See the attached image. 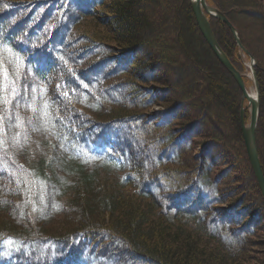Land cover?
<instances>
[{"label":"trees","instance_id":"1","mask_svg":"<svg viewBox=\"0 0 264 264\" xmlns=\"http://www.w3.org/2000/svg\"><path fill=\"white\" fill-rule=\"evenodd\" d=\"M216 1L257 59L264 175V0ZM192 12L189 0H0V264H264L250 213L237 210L262 203L242 95ZM211 20L240 72L230 30ZM158 67L160 78L143 74ZM211 150L231 157L221 173ZM234 159L254 194L231 204L220 186Z\"/></svg>","mask_w":264,"mask_h":264},{"label":"rangeland","instance_id":"2","mask_svg":"<svg viewBox=\"0 0 264 264\" xmlns=\"http://www.w3.org/2000/svg\"><path fill=\"white\" fill-rule=\"evenodd\" d=\"M207 6H209V8H214V9H217V7L219 6L218 2L216 0H205ZM146 7H148V4H144ZM219 8V7H218ZM145 9V8H144ZM223 10H228V8L226 7H223ZM193 16H194V13L192 12ZM195 17V16H194ZM226 20L228 22H230V19L229 17H226ZM212 20L211 21H215V22H219L221 26L223 27H227L224 23H222L220 20L216 19V18H211ZM85 23L87 24V21H85ZM231 23V22H230ZM84 24V23H83ZM85 24V26H86ZM197 24V23H196ZM79 33H82L84 30H89L90 31V28H85L84 25L80 24L79 25ZM198 30H199V33L201 34V31L199 29V27L197 26ZM235 29V28H234ZM236 31V30H235ZM77 32V31H76ZM237 33V31H236ZM232 34V33H231ZM201 36L203 37V35L201 34ZM238 36V34H237ZM232 38L234 40V43L236 45V55H238V60L241 64L240 66V73L241 75L243 76L244 78V82H245V85H246V88L251 91V92H255L256 91V87H255V84H254V81H253V75L252 73L256 74L255 73V68L256 66L258 65L257 64V59H255L253 57V55H250L248 53V51L245 49V47L242 45L241 43V39L239 38L238 36V40L237 41L234 37V35L232 34ZM241 45V47H243V49L247 52H245L240 46L239 44ZM144 53V51H143ZM110 57H113L115 58L116 60L119 59V57L116 58V54L114 53H111L109 55ZM251 57H252V60H251ZM138 57L136 56L135 57V60H137ZM125 60V59H124ZM122 63V62H121ZM116 64V61H112L111 63H107V66L105 67V72L107 71H110ZM132 66L130 67L131 69V72L132 73H135L137 70H135L134 67H136L135 65L131 64ZM188 72L190 73H193V71L191 69H188L187 70ZM196 72V71H195ZM194 72V73H195ZM95 75H99L98 72H95L93 73ZM145 76H149L151 75L152 77L156 78V76H158V78H160L163 74H165V70L163 68H160L158 67L154 72L152 73H143ZM89 77V76H88ZM176 78V76H174ZM148 83V82H147ZM143 85V84H142ZM145 85V84H144ZM143 87H146V88H149V87H154L152 83H148L146 84V86H143ZM257 88H258V93H259V85H258V80H257ZM117 93H120L121 95H124L126 92L125 91H119ZM128 93V92H127ZM126 93V94H127ZM125 94V95H126ZM162 93H159L157 92L156 95H161ZM124 95V96H125ZM242 99V98H241ZM259 104H260V100H259ZM242 105H244L243 107L246 109V112H245V125H248V122H249V109H247V104H246V101H243L242 100ZM160 108L158 106H153L152 108L148 109V118H151L153 116V118H155V115H156V112L157 110H159ZM186 110V109H185ZM183 110H179L178 113L182 112ZM201 128V127H200ZM132 131V128H129L128 129V132H131ZM135 144L132 143L130 144V147L132 148V151L135 152L136 151V148H135ZM28 149L30 150L31 148L28 147ZM197 148L195 147V149L190 153L191 156L193 157L194 155H196V150ZM199 151V150H198ZM198 153V152H197ZM233 154H235L234 152H232ZM259 153V152H258ZM21 155V154H20ZM26 154H22L19 159L21 162L25 163L28 162V164L31 162L32 158L30 157V155L28 156H25ZM236 155V154H235ZM206 158L207 159H211L213 160L215 163L217 162V165L215 166V171L218 173H221V171L223 170V166L224 165H220L218 162L219 161H225L226 160V157L228 156H225L223 155V153H220V152H216L215 150H211L209 152L206 153ZM28 157V158H27ZM30 157V158H29ZM231 157L229 156L227 159H230ZM233 160V159H232ZM232 161H230L231 163ZM244 162V161H243ZM242 162V160L240 161H237L236 159H234L233 163H234V166H232V169L234 171V173L232 175H230V177L228 179H226L225 177H223L222 179V184L220 186L221 188V194L223 195V197H225V201H227V203H233L237 200L240 199V197H242V195H244L245 193H252L254 194L251 186L249 185H245L244 182H243V179L242 177L245 178V175H241L240 173V169H241V166L240 164H244ZM259 162H260V165H261V161H260V155H259ZM229 163V162H228ZM232 163V164H233ZM219 164V165H218ZM262 168V166H261ZM231 177H233V181L232 179H230ZM246 179V178H245ZM256 181V180H255ZM259 191V189H258ZM257 191V192H258ZM234 193V194H233ZM259 193V197H261L262 199V196L260 194V191L258 192ZM256 195V193H255ZM228 196V197H227ZM251 197H249L247 199V201L244 202V205H238L237 206V210H239V212H241V214L243 212H247V213H250L249 215V218H246L244 221V223H246L247 221H253L251 222V224L253 225V227H255L256 231L255 232V237L252 236V238L250 237L251 239V243H255V244H259V243H262L264 242V202H263V199H262V203L261 205H259L260 209H258L257 206H255L254 204H251L253 206H251L252 208H249L248 205L249 203H253L252 201L253 200H250ZM249 202V203H248ZM230 204V205H231ZM262 206V207H261ZM224 208H227L226 206H222ZM223 209V208H221ZM259 211V212H258ZM255 213V214H254ZM257 213V215H256ZM237 223V222H236ZM253 246V244H251ZM248 249V246L246 247ZM253 249V251H252ZM248 250H251L252 253H251V257L252 258H261V253H260V250L261 248H249Z\"/></svg>","mask_w":264,"mask_h":264},{"label":"water","instance_id":"3","mask_svg":"<svg viewBox=\"0 0 264 264\" xmlns=\"http://www.w3.org/2000/svg\"><path fill=\"white\" fill-rule=\"evenodd\" d=\"M191 8L194 13L197 26L199 27L204 40L206 41L209 48L211 49V51L213 52L217 60L220 62V64L233 77L234 81L236 82V85L238 86L241 92L242 100L247 101V104H248L247 107H249V110H250L249 111V123L247 126L245 125V120H244V113L246 109L242 107L240 110V122H241L243 143L245 146V151H246V155H247L251 170L253 172V175L257 182V186L259 188L260 194L264 202V175H263V171H262V168L259 162V153H258V148H257V143H256V128H257V122H258L259 110H260L256 74L252 73L253 81L256 87V91H255L256 97L253 98L249 94L245 86L242 75L233 67V65L230 63V61L226 57V55L221 50L215 38V35L212 31V28L209 24L207 16L214 17L220 20L222 23H224L228 27L230 32L234 35L235 39L239 41L234 27L231 25L230 22L226 20L225 16L221 12H219L218 10L214 8L210 9L209 6H207L205 0H191ZM239 46L241 47L240 44ZM241 48L243 49V47ZM251 60H252V57H251Z\"/></svg>","mask_w":264,"mask_h":264},{"label":"snow or ice","instance_id":"4","mask_svg":"<svg viewBox=\"0 0 264 264\" xmlns=\"http://www.w3.org/2000/svg\"><path fill=\"white\" fill-rule=\"evenodd\" d=\"M4 50L10 51V49H4ZM0 76H2L4 80H7V72H6V70L3 69L2 64H0ZM13 91H14V89H13ZM3 102L7 103V100L5 99ZM2 119L3 118L0 117V120H2Z\"/></svg>","mask_w":264,"mask_h":264},{"label":"bare ground","instance_id":"5","mask_svg":"<svg viewBox=\"0 0 264 264\" xmlns=\"http://www.w3.org/2000/svg\"><path fill=\"white\" fill-rule=\"evenodd\" d=\"M248 92H249V94H250L253 98L256 97V93H255V92H251V91H249V90H248Z\"/></svg>","mask_w":264,"mask_h":264}]
</instances>
